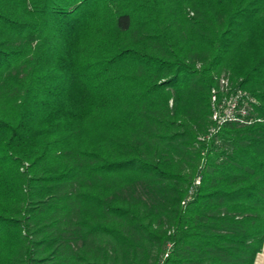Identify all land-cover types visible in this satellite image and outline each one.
I'll return each instance as SVG.
<instances>
[{
	"label": "trees",
	"instance_id": "1",
	"mask_svg": "<svg viewBox=\"0 0 264 264\" xmlns=\"http://www.w3.org/2000/svg\"><path fill=\"white\" fill-rule=\"evenodd\" d=\"M222 77L258 121L207 139ZM263 250L264 0H0V264Z\"/></svg>",
	"mask_w": 264,
	"mask_h": 264
},
{
	"label": "built area",
	"instance_id": "2",
	"mask_svg": "<svg viewBox=\"0 0 264 264\" xmlns=\"http://www.w3.org/2000/svg\"><path fill=\"white\" fill-rule=\"evenodd\" d=\"M255 100L242 90L232 88L228 78L222 77L217 88L211 92L212 121L207 139L214 136L226 124L251 126L258 120L253 116ZM206 138H202L204 141ZM168 255L165 256L167 258Z\"/></svg>",
	"mask_w": 264,
	"mask_h": 264
},
{
	"label": "crops",
	"instance_id": "3",
	"mask_svg": "<svg viewBox=\"0 0 264 264\" xmlns=\"http://www.w3.org/2000/svg\"><path fill=\"white\" fill-rule=\"evenodd\" d=\"M256 264H264V250L263 252L258 256Z\"/></svg>",
	"mask_w": 264,
	"mask_h": 264
}]
</instances>
